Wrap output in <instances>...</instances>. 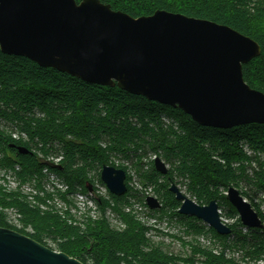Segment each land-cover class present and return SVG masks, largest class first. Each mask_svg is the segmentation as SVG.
<instances>
[{
    "label": "trees",
    "instance_id": "obj_1",
    "mask_svg": "<svg viewBox=\"0 0 264 264\" xmlns=\"http://www.w3.org/2000/svg\"><path fill=\"white\" fill-rule=\"evenodd\" d=\"M101 1L133 17L167 10L250 36L260 43L262 53L244 64V77L264 92V28L251 25L252 19L264 20V0ZM14 145L25 146L29 153H20ZM151 152L170 165L167 174L155 168L154 160L145 169L144 159ZM115 157L133 161L143 184L154 185L162 207L149 209L148 216L153 224L166 223L182 233L156 228V234L179 239L185 253L170 252L153 239L148 216L143 219L134 208L133 198L146 206L144 192L131 187L129 175L126 194L108 191V196L94 198L99 210L119 216L122 227L106 218L90 222L84 216L78 222L71 215L73 196L88 194L89 186L95 192L96 179L105 185L100 171L104 165L128 173L125 164L116 165ZM0 171L19 184L12 187L2 178L0 227L15 229L85 264H264V229L246 227L226 195L231 186L237 187L264 221L261 204L246 192L250 186L264 204V124L204 126L178 107L119 86L89 83L0 48ZM172 182L200 204L217 200L220 210L234 220L228 223L231 234L222 235L202 220L181 214V202L170 191ZM58 201L69 206L65 212L51 210ZM10 209L18 213L22 227L11 224ZM30 226L33 229L27 230Z\"/></svg>",
    "mask_w": 264,
    "mask_h": 264
},
{
    "label": "water",
    "instance_id": "obj_2",
    "mask_svg": "<svg viewBox=\"0 0 264 264\" xmlns=\"http://www.w3.org/2000/svg\"><path fill=\"white\" fill-rule=\"evenodd\" d=\"M0 48L86 82L116 87L178 107L196 122L215 128L264 124V92L244 77V64L262 53L255 39L218 22L157 10L133 17L101 0H0ZM29 153L25 146H16ZM155 168L169 172L159 156ZM128 173L104 165L101 179L118 196L128 192ZM90 192L94 188L89 186ZM179 212L202 220L222 235L232 228L217 200L200 204L172 182ZM242 223L264 221L240 190L226 192ZM151 209L162 203L146 198ZM0 264H85L15 229L0 227Z\"/></svg>",
    "mask_w": 264,
    "mask_h": 264
},
{
    "label": "rangeland",
    "instance_id": "obj_3",
    "mask_svg": "<svg viewBox=\"0 0 264 264\" xmlns=\"http://www.w3.org/2000/svg\"><path fill=\"white\" fill-rule=\"evenodd\" d=\"M251 25L252 27H261L264 28V20L263 19H252L251 20ZM156 158V154L154 153H149V155L144 159V165H145V169H149L148 163L152 160H154ZM114 162L116 163V165H121V164H125L126 167H128V175H129V181H130V185L132 188L137 189V190H141L142 192H144V195L147 193H150L151 195H154L158 198L155 189H154V185H144L142 180L143 177L137 172L136 168H135V164L133 163V161L129 160V159H124V158H119V157H115ZM168 166L170 167V165L168 164ZM101 171V170H100ZM0 175L2 176V171H0ZM128 181V178H127ZM98 186V187H97ZM107 187V186H106ZM181 189L185 191V189L180 185ZM95 188H97V190H99L100 194H104V196H108V191L109 190H105L104 185L101 184L99 182V180L96 179V183H95ZM186 192V191H185ZM246 192H248L253 200L255 202H257L258 204H261V209L262 211H264V204L262 203L261 199V195L257 194L255 195L253 193V191L251 190L250 186H248V188L246 189ZM101 194V195H102ZM75 201L76 199L73 198ZM134 200V208H139V206H141V203L138 199L133 198ZM56 207L54 208H50L51 210H54V212L57 211H66L67 208L69 206H66L65 203H62L61 206L57 205L55 203ZM70 210V208H69ZM16 210L10 209L9 210V216H10V222L13 226H16V224H22L17 215H16ZM71 215H73L74 219L76 221H82L84 216L90 221H97V220H102L103 218L108 219L113 226L115 227H122L123 226V221L119 218V216L115 215L114 213H112L111 211H107V213H104L102 210L97 209L96 214H92L91 212L89 213V211H86L83 208H77L76 205L71 208ZM140 211V214H147V211L144 209L143 211ZM87 212V213H86ZM222 214L224 215L223 218L224 220L229 223V222H233L234 220L231 218H228L226 216V210L225 209H221ZM148 220V225H151L153 227V229H151V233H153V239L156 242H162V244H164V248L166 250H169L170 252L176 253V254H183L186 252V249L184 248V246L182 245L181 241L179 239H175L173 237H171L170 235H163L160 233L156 234V228H159L160 230L164 231L165 233H169V234H180L182 235V233H180V231L178 229H174L173 227H169L168 224L163 223L160 225H155L153 223H155L154 219H150L147 218ZM145 221V220H144ZM147 222V221H146ZM23 225V224H22ZM33 228L30 226L27 228V230H32ZM188 239H191L190 237H187ZM202 240L204 241V239L202 238ZM50 245L52 247H57L56 243H54L53 241H50Z\"/></svg>",
    "mask_w": 264,
    "mask_h": 264
},
{
    "label": "built area",
    "instance_id": "obj_4",
    "mask_svg": "<svg viewBox=\"0 0 264 264\" xmlns=\"http://www.w3.org/2000/svg\"><path fill=\"white\" fill-rule=\"evenodd\" d=\"M15 136H19L18 134H15ZM60 162V159L59 158H56V159H54V163L57 165L58 163ZM2 176L0 175V183H2V182H5L4 180H2V178H6L7 180H8V182H9V184H10V186H12V187H17L19 184L15 181V178L13 177V176H11L10 174H5V172H2ZM52 178L55 180V179H57L56 178V176L53 174V176H52ZM59 187H62V188H65L64 186H62V185H59ZM98 187V186H97ZM104 188H105V190L107 191L108 190V188L106 187V185H104ZM98 193L100 194V192H99V190H98ZM102 194V193H101ZM102 195H104V194H102ZM151 194L150 193H147V194H145V203H146V206H143V205H141V206H139V208H138V210L140 209L141 211H143L144 209L147 211V214H145V215H143V214H141V215H143V219H145L147 216H148V213H149V209H151L148 205H147V202H146V198L148 197V196H150ZM106 196V195H105ZM154 196V195H153ZM72 198H75L76 199V201H75V205H76V207L77 208H83V209H85L86 211H89V213L91 212L92 214H96V212H97V209H99L98 208V206H97V204H96V202H95V199L94 198H96V195H95V192L94 193H92V192H89L88 194H85V193H82V192H79V193H77L75 196H73ZM246 198V197H245ZM247 199V198H246ZM248 201H249V199H247ZM63 202H61V201H58V205L59 206H61V204H62ZM74 207V206H73ZM72 207V208H73ZM44 208H46V207H44ZM129 209V208H128ZM71 210V209H70ZM16 212V211H15ZM87 213V212H86ZM16 215H17V217H18V219H19V215H18V213L16 212ZM147 215V216H146ZM148 218H150L149 216H148ZM20 220V219H19ZM16 226H18V227H22V224H16ZM260 263H262V262H260Z\"/></svg>",
    "mask_w": 264,
    "mask_h": 264
},
{
    "label": "bare ground",
    "instance_id": "obj_5",
    "mask_svg": "<svg viewBox=\"0 0 264 264\" xmlns=\"http://www.w3.org/2000/svg\"><path fill=\"white\" fill-rule=\"evenodd\" d=\"M101 171H102V170H101ZM95 195H96V196H97V195H101V194L98 193L97 188H96V191H95ZM102 196H104V195H102Z\"/></svg>",
    "mask_w": 264,
    "mask_h": 264
}]
</instances>
